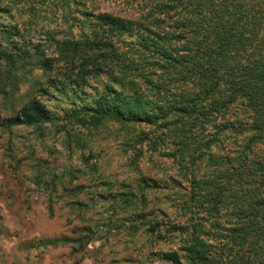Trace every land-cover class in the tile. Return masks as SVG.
Instances as JSON below:
<instances>
[{"label": "trees", "instance_id": "obj_1", "mask_svg": "<svg viewBox=\"0 0 264 264\" xmlns=\"http://www.w3.org/2000/svg\"><path fill=\"white\" fill-rule=\"evenodd\" d=\"M112 4L126 16L103 9ZM43 30L54 57L25 39ZM18 64L21 74L10 73ZM55 69L48 85L32 79ZM25 83L30 90L17 97ZM0 97L21 99L0 118L7 130L60 121L53 101L82 127L132 129L123 144L136 158L143 146L164 147L177 165L179 213L163 231L158 221L147 229L176 240L164 262L264 264V0H0ZM236 106L243 113L231 120ZM231 136L243 140L226 149ZM32 182L50 202L66 190L57 179ZM155 186L140 179L119 201L146 219L143 190Z\"/></svg>", "mask_w": 264, "mask_h": 264}, {"label": "rangeland", "instance_id": "obj_2", "mask_svg": "<svg viewBox=\"0 0 264 264\" xmlns=\"http://www.w3.org/2000/svg\"><path fill=\"white\" fill-rule=\"evenodd\" d=\"M103 9L126 16L125 9L115 4ZM45 23L65 31L59 23ZM44 31H29L25 39L32 47L39 46L44 56L54 57L56 44L46 40ZM18 68L19 64L9 72L21 74L15 71ZM57 73V69L45 74L35 71L32 79L48 85ZM29 87V83L19 84L16 96ZM17 99L10 105L0 97V118L12 115L11 107L18 109L15 105L21 99ZM46 104L60 121L41 130L0 127V264H168L161 253L177 249L176 240L164 242L147 230L158 221L163 231L179 213L178 187L171 181L178 179L177 165L161 156L164 147L152 152L143 146L136 158L123 144L132 129L110 121L82 127L68 120L53 101ZM242 113L236 106L228 118L234 120ZM242 140L231 136L223 146L233 148ZM32 179H57L66 190L50 202L45 186L37 188ZM140 179H152L157 186L143 190L144 211L150 215L138 221L133 210L119 201L118 193L135 189Z\"/></svg>", "mask_w": 264, "mask_h": 264}]
</instances>
